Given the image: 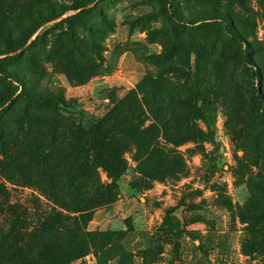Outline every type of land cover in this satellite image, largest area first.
<instances>
[{
  "label": "rangeland",
  "instance_id": "1",
  "mask_svg": "<svg viewBox=\"0 0 264 264\" xmlns=\"http://www.w3.org/2000/svg\"><path fill=\"white\" fill-rule=\"evenodd\" d=\"M0 68V264H264V0H0Z\"/></svg>",
  "mask_w": 264,
  "mask_h": 264
},
{
  "label": "trees",
  "instance_id": "2",
  "mask_svg": "<svg viewBox=\"0 0 264 264\" xmlns=\"http://www.w3.org/2000/svg\"><path fill=\"white\" fill-rule=\"evenodd\" d=\"M92 1V0H91ZM171 16L174 19H177V15L173 10L170 11ZM250 62V61H249ZM248 62V63H249ZM254 66L251 65L249 67V71L251 73H256L254 72ZM14 75L6 70H3L0 68V79H15L13 77ZM259 99L262 102V113L261 117L264 120V99L262 95L259 93ZM35 100L37 102H45L49 106H52L53 108H58L59 106V99L56 97H50V98H42L37 95L35 97ZM102 121L99 120L97 123L93 124L91 127L92 130L97 129L100 131V135L97 136L94 141L96 142L95 147L91 150L92 151V156L94 158H97L96 160L99 161V165H101L103 168H105L108 173L112 174L111 176L114 177H119L123 172H124V162L123 159L118 157L119 151L121 147H119L118 143H115L114 141L108 139L105 134H106V129L102 126ZM75 134L78 136V143H84L87 141V129L82 128L80 125L79 127L77 126L75 129ZM153 150L150 151V154H152ZM108 156V158H107ZM87 154L84 155V159H86ZM97 189V192H92L89 193L86 191V193L82 192H74V195L77 196V200L79 203H85L86 206L84 207L83 210L75 209V211L78 213L77 215H73L70 217L69 221L71 223V227H69L68 232L71 236L75 237H83V239L86 241L84 244H82L83 249L87 245V241H90L93 236L99 235V237H102L103 235L108 238H113L114 234L116 232L109 231V232H103V233H97L95 230H91L88 228L89 225V220H86L87 217V210L88 205L91 202H94V206H109L114 203L116 200L117 196V186L114 183H110L107 185H100V190ZM177 210V207L173 208L167 218L166 221L164 222V225L162 227V234H158L155 237L161 236L165 238H169L170 236H176L177 233L179 234L182 231V219L180 218V215L176 214L175 211ZM73 244V243H70ZM115 243L114 242H107V245H109V248L113 246ZM71 249L68 252H74L76 257L79 255L83 254V250L81 245L78 247H70ZM68 255V253H66ZM75 258V257H73ZM72 260V259H71Z\"/></svg>",
  "mask_w": 264,
  "mask_h": 264
}]
</instances>
